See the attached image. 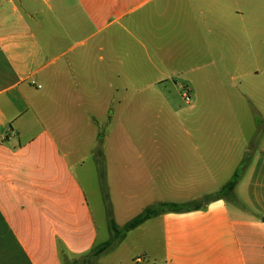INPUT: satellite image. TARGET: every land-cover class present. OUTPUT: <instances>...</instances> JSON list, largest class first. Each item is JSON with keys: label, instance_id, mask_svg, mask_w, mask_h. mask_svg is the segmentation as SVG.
Here are the masks:
<instances>
[{"label": "crops", "instance_id": "0c3cea01", "mask_svg": "<svg viewBox=\"0 0 264 264\" xmlns=\"http://www.w3.org/2000/svg\"><path fill=\"white\" fill-rule=\"evenodd\" d=\"M180 80L196 102L211 92L210 106L232 105L231 81L234 102L261 106L257 129L237 114L136 132L132 180L158 188L155 205L183 203L220 190L245 162L236 201L135 230L158 226L153 264H264V0H0V264H62L100 245L73 171L76 140L113 108L131 126L171 108ZM59 99L69 131L51 114Z\"/></svg>", "mask_w": 264, "mask_h": 264}, {"label": "rangeland", "instance_id": "374dc122", "mask_svg": "<svg viewBox=\"0 0 264 264\" xmlns=\"http://www.w3.org/2000/svg\"><path fill=\"white\" fill-rule=\"evenodd\" d=\"M180 83L183 84V88L180 87L177 90L171 108H152L153 111L148 120L147 116L138 118L132 126L121 120L118 112L120 108H113L116 111V116L111 119L100 118L99 123L88 128L83 132L84 135L76 140L78 141V146L75 145L77 154L70 156L73 171L83 185L91 204L99 230V244L110 239V217L115 220L119 227H123L148 206H156L158 201L164 199L161 194L158 195V188L150 185L151 183L146 177H141L138 181L132 180L130 163L133 162L135 165L137 163L134 157L131 158L130 155L132 134L155 130H194L195 122L198 121L199 117L233 116L237 114L244 117L250 116L253 123L248 125L247 131H256L255 119L258 118V112H261L262 108L258 102L254 104H244L239 101L237 104L234 102L231 97L233 91L231 81H228L231 89L230 95L228 92L225 94L228 101H232V105L217 99L212 106L209 105L212 101L209 97L211 92H198L202 95V102H196L195 92L192 91L193 86L188 81L182 83L180 80ZM185 93H188L192 99L190 105L185 102L183 96ZM55 98L58 99L60 96L57 95ZM59 100L63 101L61 103L64 106L52 108L51 114L58 122L62 121L63 124H66L69 131V101ZM257 141V139L254 140L253 146L259 145ZM67 152L69 153V149ZM80 160L83 162L80 163ZM235 201V198L229 200L231 206H234ZM136 230L129 232L125 239L98 260L86 257V255L74 256L71 257L70 263L134 264L133 260L140 255L146 258L145 261L153 264L154 261L161 258L162 254L161 235L158 226L153 227L152 224H146L140 231ZM145 239L148 244L146 247H144ZM143 253H146L147 256H143Z\"/></svg>", "mask_w": 264, "mask_h": 264}, {"label": "trees", "instance_id": "16d2710c", "mask_svg": "<svg viewBox=\"0 0 264 264\" xmlns=\"http://www.w3.org/2000/svg\"><path fill=\"white\" fill-rule=\"evenodd\" d=\"M246 166L245 162L239 168L233 178L225 184L220 190L207 194L203 196L201 199H197L194 201L183 202V203H173V202H162L156 206H151L146 208L141 214L134 217L128 223H126L123 227H119L115 220L110 217L109 218V232L110 239L103 244L95 246L90 252L87 254H83L81 256L91 257V259L98 260L104 254L112 250L116 247V245L126 238L127 234L147 221L156 218L165 213H187L192 211H197L202 209L205 205L220 199L230 200L234 199V190L241 178L244 167ZM70 257L63 254V262L62 264H71ZM83 264H90L89 262H85ZM98 264V263H94Z\"/></svg>", "mask_w": 264, "mask_h": 264}, {"label": "built area", "instance_id": "2783aa9c", "mask_svg": "<svg viewBox=\"0 0 264 264\" xmlns=\"http://www.w3.org/2000/svg\"><path fill=\"white\" fill-rule=\"evenodd\" d=\"M185 102L190 105L192 103V99L188 93L183 94Z\"/></svg>", "mask_w": 264, "mask_h": 264}]
</instances>
